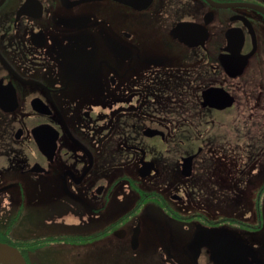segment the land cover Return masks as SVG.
Masks as SVG:
<instances>
[{"label": "flooded vegetation", "instance_id": "obj_1", "mask_svg": "<svg viewBox=\"0 0 264 264\" xmlns=\"http://www.w3.org/2000/svg\"><path fill=\"white\" fill-rule=\"evenodd\" d=\"M262 212L264 0H0V244L264 264Z\"/></svg>", "mask_w": 264, "mask_h": 264}, {"label": "water", "instance_id": "obj_2", "mask_svg": "<svg viewBox=\"0 0 264 264\" xmlns=\"http://www.w3.org/2000/svg\"><path fill=\"white\" fill-rule=\"evenodd\" d=\"M211 91H207L206 94L204 95V102L203 104H207L208 96ZM212 106H217V107H223V104L220 105H213L212 103H209ZM184 161H188L190 164L191 162V157L185 158ZM185 167V166H184ZM188 174V173H187ZM0 263L2 264H26L24 258L21 256L19 251L11 246L5 245V244H0Z\"/></svg>", "mask_w": 264, "mask_h": 264}, {"label": "rangeland", "instance_id": "obj_3", "mask_svg": "<svg viewBox=\"0 0 264 264\" xmlns=\"http://www.w3.org/2000/svg\"><path fill=\"white\" fill-rule=\"evenodd\" d=\"M262 217H263V227L262 229L259 231V245L262 251V254L264 255V212H262Z\"/></svg>", "mask_w": 264, "mask_h": 264}]
</instances>
